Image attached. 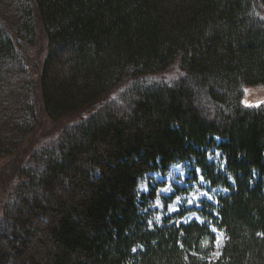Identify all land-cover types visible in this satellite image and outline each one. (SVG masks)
<instances>
[{
	"label": "trees",
	"instance_id": "1",
	"mask_svg": "<svg viewBox=\"0 0 264 264\" xmlns=\"http://www.w3.org/2000/svg\"><path fill=\"white\" fill-rule=\"evenodd\" d=\"M263 85L264 0H0V264H264Z\"/></svg>",
	"mask_w": 264,
	"mask_h": 264
},
{
	"label": "rangeland",
	"instance_id": "2",
	"mask_svg": "<svg viewBox=\"0 0 264 264\" xmlns=\"http://www.w3.org/2000/svg\"><path fill=\"white\" fill-rule=\"evenodd\" d=\"M42 48H31L29 52L31 53L32 62L33 60L40 59L42 55ZM38 53V54H37ZM38 56V57H37ZM34 58V59H33ZM264 100V85L263 86H251L247 87L244 91L243 102L246 104H255L260 101ZM36 111L38 114V124L35 130L29 132L28 136L25 138L20 150L18 151L17 156L13 159H7L0 163V214H1V206L4 201L5 196L8 194V190L12 183L14 182L13 177V170L16 168L17 163L21 160L25 159L28 156L29 152L38 144H41L48 139L49 137L55 135L57 131L62 127L63 122H54L51 121L42 111L41 109L36 107ZM66 121V120H65ZM15 163V164H14ZM187 176V169L183 165V163H178L173 165L167 174L162 173H149V178H153V181H165L166 184L162 185L159 188V196L154 201L152 207L157 208L158 212L157 215L161 216L164 208V196H169L171 193L174 192L173 183H177L179 185H185L182 181ZM149 181H143L140 185V189L146 191L149 186ZM214 192V191H213ZM213 192H208L202 188L195 187V191L190 192L188 195L186 193H182L181 195H177L174 199L168 204L167 206V213H173L177 211L180 205L185 203L186 207L190 206H199V201L203 198H206L210 201H213ZM192 219H198V215L193 212L189 211L180 221H187ZM222 241V237L219 235L217 238V245Z\"/></svg>",
	"mask_w": 264,
	"mask_h": 264
}]
</instances>
